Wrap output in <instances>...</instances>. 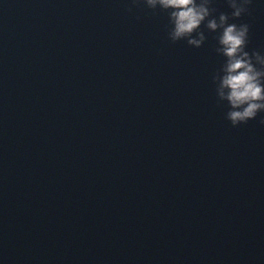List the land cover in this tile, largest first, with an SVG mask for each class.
Wrapping results in <instances>:
<instances>
[{
  "label": "water",
  "instance_id": "obj_1",
  "mask_svg": "<svg viewBox=\"0 0 264 264\" xmlns=\"http://www.w3.org/2000/svg\"><path fill=\"white\" fill-rule=\"evenodd\" d=\"M229 22L264 54V0ZM168 27L132 0H0V264H264V113L232 127L217 33Z\"/></svg>",
  "mask_w": 264,
  "mask_h": 264
},
{
  "label": "clouds",
  "instance_id": "obj_2",
  "mask_svg": "<svg viewBox=\"0 0 264 264\" xmlns=\"http://www.w3.org/2000/svg\"><path fill=\"white\" fill-rule=\"evenodd\" d=\"M213 0H132V6L143 5L155 12L167 13L168 40H184L199 49L205 43V31L217 33L215 52L223 63L212 76L218 103L226 104L225 119L232 127L246 124L264 113V54L247 51L249 25L230 23L245 15L252 0H226L230 15L216 14ZM131 11V8L127 9ZM264 126V118L259 120Z\"/></svg>",
  "mask_w": 264,
  "mask_h": 264
}]
</instances>
